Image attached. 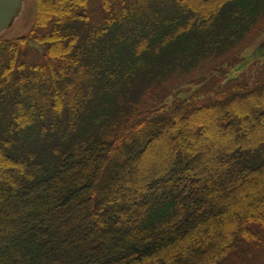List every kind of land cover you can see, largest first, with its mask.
Here are the masks:
<instances>
[{
	"label": "trees",
	"instance_id": "trees-1",
	"mask_svg": "<svg viewBox=\"0 0 264 264\" xmlns=\"http://www.w3.org/2000/svg\"><path fill=\"white\" fill-rule=\"evenodd\" d=\"M32 1L0 36V264L264 260V63L234 51L264 0Z\"/></svg>",
	"mask_w": 264,
	"mask_h": 264
},
{
	"label": "rangeland",
	"instance_id": "rangeland-1",
	"mask_svg": "<svg viewBox=\"0 0 264 264\" xmlns=\"http://www.w3.org/2000/svg\"><path fill=\"white\" fill-rule=\"evenodd\" d=\"M32 7H33V1L32 0H25L24 3V10L23 13L19 19V21L6 33L7 37L14 38L18 36L25 35L27 31L29 30V27L31 25V17H32ZM264 48V31L260 32L258 30H255L254 32H251L246 38L235 48V52L241 53V57H244L248 61H256L258 60L259 63L264 61V53L263 57L260 59H257L256 56L260 53H257L259 47ZM262 48V49H263ZM27 55V58L30 60H38V56L35 53L34 50L29 49L27 52H25ZM233 54V51L230 53V55ZM237 64V63H236ZM236 64L231 65L233 68L236 66ZM254 64V63H253ZM213 67V64L210 62H205L202 65H200L196 70H193L191 72L186 73H172L170 76L167 77V82L164 83L162 80H151L148 86V90L139 92L133 101L134 104L139 108H147L150 106V103L155 101L158 94L162 92L164 85H168L169 87H173L174 85L179 86L183 85L189 82V80L198 75V74H204L208 70H210ZM252 68V65L250 66ZM254 68V67H253ZM248 72V71H247ZM248 75L251 77L253 76V72H248ZM159 81V82H158ZM211 82V81H210ZM210 82L206 84V87H210ZM125 97V96H122ZM163 98V93H162ZM0 114H2L0 112ZM126 115V114H125ZM125 118V117H124ZM199 124V122H196V125ZM216 130V129H215ZM217 132V131H216ZM210 136V130L207 127H203L202 131L197 133L195 137H192L191 139H187V143H194L198 144L203 139H207L206 142L210 143L208 146V149H213L216 147V144L211 142V139L209 140L207 137ZM7 139L11 142L10 148L12 150H19L20 148H26L23 143L24 139L20 136H9ZM157 152V148H154L153 151L147 155L144 159L145 163L153 166L154 163H152L151 156L152 154H155ZM195 159L197 160H204L205 154L201 155H195ZM204 165V164H203ZM241 264H264V260L258 257L251 258L250 260H245L241 262Z\"/></svg>",
	"mask_w": 264,
	"mask_h": 264
},
{
	"label": "water",
	"instance_id": "water-1",
	"mask_svg": "<svg viewBox=\"0 0 264 264\" xmlns=\"http://www.w3.org/2000/svg\"><path fill=\"white\" fill-rule=\"evenodd\" d=\"M22 9V0H0V33L11 27Z\"/></svg>",
	"mask_w": 264,
	"mask_h": 264
}]
</instances>
